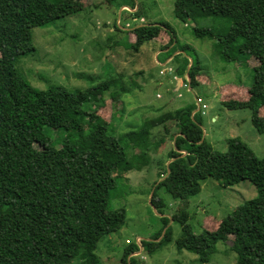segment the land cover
I'll return each instance as SVG.
<instances>
[{"label":"trees","instance_id":"1","mask_svg":"<svg viewBox=\"0 0 264 264\" xmlns=\"http://www.w3.org/2000/svg\"><path fill=\"white\" fill-rule=\"evenodd\" d=\"M129 5L135 7L133 2ZM75 11L68 0H0V264L95 262L98 241L117 231L125 219L123 208L109 206L115 178L143 166L139 157L132 156L138 162L127 158V144L121 145L120 138L110 133L111 122L97 113L106 91L113 98L118 90L129 91L120 74L82 89L60 84L37 89L15 67L18 56L35 50L33 28L49 26ZM173 15L183 23L210 16L226 19L229 25L224 32L199 26L192 32L215 40L225 62L248 65L249 58L257 60L249 66L252 80L245 98L228 96L220 102L229 110L248 109L252 126L264 134V113L260 114L264 108V0H173ZM167 28L164 22L134 26L130 44L138 50L145 41L160 39L162 30L168 42L160 49H165L173 42ZM232 47H236L234 57ZM172 49L182 57L177 75H186L190 88L202 84L196 79L199 69L194 59L189 62L182 55L183 47ZM199 100L196 97L198 109ZM166 120L174 122L175 132L169 162L150 199L157 213L164 206L155 193L159 185L184 201L208 177L224 187L248 180L256 188L254 197L214 222L212 230L193 233L186 210L176 211L172 219L180 222L182 230L176 247L196 254L198 264H209L216 243L232 236L233 264H264V156L257 157L239 137L227 138L223 152L214 149L203 136L202 118L194 106L178 107L138 127L149 130ZM161 220L167 224L166 217ZM168 236L166 229L162 238ZM137 250V245L129 243L123 264Z\"/></svg>","mask_w":264,"mask_h":264},{"label":"rangeland","instance_id":"2","mask_svg":"<svg viewBox=\"0 0 264 264\" xmlns=\"http://www.w3.org/2000/svg\"><path fill=\"white\" fill-rule=\"evenodd\" d=\"M68 2L76 11L49 26L33 28L35 50L18 56L15 67L37 89L55 84L70 90L82 89L120 74L129 91L118 90L115 98L110 90L106 91L102 96L103 104L99 101L100 104L94 105H100L97 113L111 122L110 133L120 138L122 146L127 144V158L136 162L137 159L132 158L135 155L143 165L116 177L110 189V208H123L125 212L122 226L98 241L95 262L75 260L72 264H123L121 259L129 243L137 245L138 250L126 257V264H198L196 254L176 247L182 230L180 222L172 219L173 214L186 210V222L195 234L202 229L212 230L214 222L254 197L256 188L248 180L224 187L208 177L200 182V190L184 201L172 197L159 185L155 193L164 206L163 212L157 213L150 199L169 162L175 124L166 120L149 130L139 129L138 125L178 107L194 106L202 118L203 136L214 149L223 152L227 138L239 137L257 157H263L264 134L252 126L250 111L246 108L229 110L220 102L228 96L238 100L245 98V88L252 80L249 66L257 60L249 58L248 65L222 60L218 43L194 36L192 28L210 27L224 32L229 25L226 19L210 16L183 23L173 15V0ZM131 2L135 9L130 7ZM122 5L126 8H121ZM158 22L169 25L165 31L173 37V42L160 49L168 42L161 30L160 39L147 40L138 50L134 49L130 44L134 41L132 28ZM173 47H183L186 53L182 55L189 57V62L194 59L199 69L196 79L202 84L190 88L188 77L177 75L175 70L181 66L182 57L175 55ZM235 48H231L232 57ZM196 97L200 98V105L204 104L199 109ZM263 113L264 108H261L260 114ZM161 216L167 218L166 225ZM166 229L169 236L162 238ZM232 241V236L218 241L216 251L209 256V264H233L236 254L231 250Z\"/></svg>","mask_w":264,"mask_h":264},{"label":"crops","instance_id":"3","mask_svg":"<svg viewBox=\"0 0 264 264\" xmlns=\"http://www.w3.org/2000/svg\"><path fill=\"white\" fill-rule=\"evenodd\" d=\"M121 8H126V6L125 5H122V7ZM133 9V8H132ZM135 9V8H134Z\"/></svg>","mask_w":264,"mask_h":264},{"label":"built area","instance_id":"4","mask_svg":"<svg viewBox=\"0 0 264 264\" xmlns=\"http://www.w3.org/2000/svg\"><path fill=\"white\" fill-rule=\"evenodd\" d=\"M204 106V104L201 105V107Z\"/></svg>","mask_w":264,"mask_h":264}]
</instances>
